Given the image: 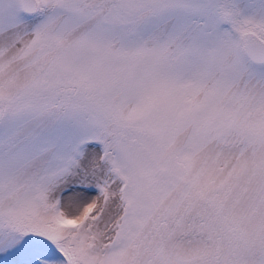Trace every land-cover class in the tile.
<instances>
[{
    "label": "snow or ice",
    "instance_id": "snow-or-ice-1",
    "mask_svg": "<svg viewBox=\"0 0 264 264\" xmlns=\"http://www.w3.org/2000/svg\"><path fill=\"white\" fill-rule=\"evenodd\" d=\"M0 264H264V0H0Z\"/></svg>",
    "mask_w": 264,
    "mask_h": 264
}]
</instances>
